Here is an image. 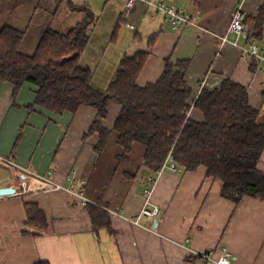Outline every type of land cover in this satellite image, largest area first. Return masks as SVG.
Wrapping results in <instances>:
<instances>
[{"label": "crops", "instance_id": "0c3cea01", "mask_svg": "<svg viewBox=\"0 0 264 264\" xmlns=\"http://www.w3.org/2000/svg\"><path fill=\"white\" fill-rule=\"evenodd\" d=\"M126 1L120 3L123 10L118 20L131 30L127 29L131 44L139 40L145 43V49L139 50L149 51L137 84L156 81L166 57L187 59L184 79L192 89L189 118H204L193 106L202 88L212 90L231 79L246 87L249 103L259 109L264 121V63L251 70L250 57L241 49L245 42L240 39L235 44V35L227 33L236 0H163L195 14V26L178 29L141 0L130 6ZM262 1L243 0L244 13L256 14ZM62 4L63 0H0V28L9 24L23 31L19 49L32 54L47 27L60 29L53 25L58 8L63 11L57 15L66 13ZM73 24L68 22L59 31ZM118 24L114 31L119 30ZM111 39L116 40V35ZM256 42L264 48V39ZM95 65H90L92 71ZM109 69L103 66L102 70L109 74ZM109 81L93 73L95 87L104 90ZM13 88L14 84L0 79V157L81 191L92 203L114 213L109 212L108 226L94 228L86 205L70 191L35 189L40 183L35 174L25 175L22 168L0 159V187L16 189L0 195V264H213L191 255L211 252L219 257L223 247L232 254L231 264H264V199L243 195L234 202L222 196V180L207 176L203 165L194 170L165 168L157 175L142 164L144 148L139 143L132 145L126 159L119 160L123 150L115 133L97 152L98 133H85L94 119L111 129L119 103H109L103 118L88 105L58 113L34 104L37 86L33 83L23 82L15 96ZM258 167L264 171V150ZM23 176L30 190L19 194ZM153 176L150 202L160 208V214L157 226L150 230L126 217L143 204V188ZM25 202L36 203L44 212L47 225L40 234L26 223ZM140 222L153 226V218L143 217Z\"/></svg>", "mask_w": 264, "mask_h": 264}, {"label": "trees", "instance_id": "16d2710c", "mask_svg": "<svg viewBox=\"0 0 264 264\" xmlns=\"http://www.w3.org/2000/svg\"><path fill=\"white\" fill-rule=\"evenodd\" d=\"M74 9L83 11V18L65 31L47 27L32 54L19 49L23 31L9 24L0 28V79L14 84L13 96L28 81L37 86L34 104L58 113L88 105L99 118L107 115L109 103H119L111 129L94 119L85 133H98L97 152L115 133L123 150L119 160L126 159L132 145L139 143L144 148L141 162L150 170H158L167 158L181 170L203 165L207 176L222 180V196L234 202L243 195L264 199V171L258 167L264 150V121L259 109L249 103L246 87L224 79L212 90L202 88L193 106L204 118L193 120L187 115L192 89L184 79L189 61L166 57L156 81L139 85L136 78L149 52L139 50L121 59L106 89L97 88L92 84V68L82 62L95 15L85 5ZM244 23L250 40L264 39V0L256 14L244 13ZM249 59L251 70L256 69L258 60ZM86 207L94 228L109 225L105 207L91 202ZM24 208L26 223L40 234L47 225L43 210L32 202H25ZM191 257L197 260L196 255Z\"/></svg>", "mask_w": 264, "mask_h": 264}, {"label": "built area", "instance_id": "2783aa9c", "mask_svg": "<svg viewBox=\"0 0 264 264\" xmlns=\"http://www.w3.org/2000/svg\"><path fill=\"white\" fill-rule=\"evenodd\" d=\"M137 0H127V5H132ZM147 8H150L157 15H162L167 18L173 28H185V27H193L196 25V16L195 14L187 11H183L179 9L174 4H169L164 2L163 0H141ZM242 1L236 0L233 10L231 13V19L227 28V33H233L235 35L234 43L237 44L238 40H243L245 43L241 45V49L243 53H245L248 57H254L258 60V63H264V48L260 47L256 40H250L248 35V26L244 23V11L242 9ZM222 41H227L226 35L223 36ZM0 159H5L4 157H0ZM9 163L16 165L22 168L23 173L35 174L40 179V183L36 185L35 189H67L73 195L79 198V201L82 205H87L91 202V200L83 194L81 191H76L71 189L70 187H66L63 184H60L50 177L44 176L42 174L34 173L28 168H25L14 161L7 160ZM165 168L171 171L181 170V168L174 162L170 161L168 158L164 161L162 166L156 170L157 175L160 174ZM24 175V176H25ZM19 180V186L17 187V193L22 194L30 190L28 187L27 180L24 178ZM156 177H149L147 180L146 186L143 188V196L144 202L141 207L137 210L134 215H129L126 218L136 224L143 226L147 229L153 230L151 226H144L141 224L140 219L143 217L148 218H157L160 214V208L157 205H151L150 195L155 183ZM16 190V189H15ZM92 203V202H91ZM110 213L114 211L107 209ZM194 255L197 258L205 261L212 262L213 264H231L232 254L228 250V248L223 247L222 253L219 257H215L211 252H196Z\"/></svg>", "mask_w": 264, "mask_h": 264}, {"label": "rangeland", "instance_id": "374dc122", "mask_svg": "<svg viewBox=\"0 0 264 264\" xmlns=\"http://www.w3.org/2000/svg\"><path fill=\"white\" fill-rule=\"evenodd\" d=\"M76 1L77 0H63L62 6L66 9V13L61 16L57 15L60 11H63L62 7L58 8L53 27L57 29L60 28L58 30H64V25L68 24V22L76 23L80 21L84 16V12L74 9V6L85 5L88 7V5L85 4L88 3L90 6L89 9L94 12L97 20L95 18V33L91 35L82 62L91 66L96 64L95 68H97L92 71V77L94 73L97 76L101 75L102 78H109L111 81L117 70L116 66L119 65L121 59L124 56L132 55L139 49H145V43L141 41L138 43L139 40H135L134 43L131 44V41L127 39V29L130 32L131 30L127 26H123L125 21L122 23V20H118V16L123 10L122 5H120L123 0H112L114 4L109 0H85V3L82 4L76 3ZM125 4L127 5V1ZM61 12L59 14H61ZM117 21L119 23V30L117 31L116 29V31H114L112 28ZM115 35L117 39L112 40L111 38ZM103 66L110 67L109 74H104L105 70H102ZM113 66L115 67L113 68Z\"/></svg>", "mask_w": 264, "mask_h": 264}, {"label": "water", "instance_id": "95a60500", "mask_svg": "<svg viewBox=\"0 0 264 264\" xmlns=\"http://www.w3.org/2000/svg\"><path fill=\"white\" fill-rule=\"evenodd\" d=\"M169 160L171 161V158H169ZM15 192V188L12 186H4V187H0V195L3 194H11ZM157 226V219H153V228H155Z\"/></svg>", "mask_w": 264, "mask_h": 264}, {"label": "bare ground", "instance_id": "6f19581e", "mask_svg": "<svg viewBox=\"0 0 264 264\" xmlns=\"http://www.w3.org/2000/svg\"><path fill=\"white\" fill-rule=\"evenodd\" d=\"M247 56V55H246Z\"/></svg>", "mask_w": 264, "mask_h": 264}]
</instances>
